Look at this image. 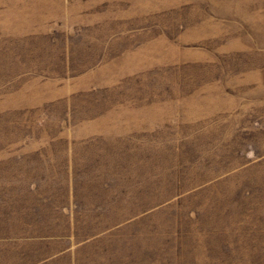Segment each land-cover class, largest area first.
<instances>
[{
    "label": "rangeland",
    "instance_id": "374dc122",
    "mask_svg": "<svg viewBox=\"0 0 264 264\" xmlns=\"http://www.w3.org/2000/svg\"><path fill=\"white\" fill-rule=\"evenodd\" d=\"M36 176L75 215L23 244ZM42 256L264 264V0H0V264Z\"/></svg>",
    "mask_w": 264,
    "mask_h": 264
},
{
    "label": "crops",
    "instance_id": "0c3cea01",
    "mask_svg": "<svg viewBox=\"0 0 264 264\" xmlns=\"http://www.w3.org/2000/svg\"><path fill=\"white\" fill-rule=\"evenodd\" d=\"M35 180L37 181L31 182L30 186L33 190H35L34 192L28 193L27 195L23 193V197L20 192L19 200H15L18 201V210H15V212L20 214L18 219L24 223L21 225V231L17 233L19 241L23 244H31L34 242L39 245L45 243L41 240H56L60 238L58 232H53V229H60V225L53 223L54 221H59L57 211L60 213L61 209L65 214H67V216H70L72 215V208L75 215V202L73 198L74 195H72V193H74V189L68 182L66 187L58 190L57 188L54 189L55 186H46L43 178H39V176H36ZM67 181H69V179H67ZM23 192L26 191L23 189ZM27 196L30 197V199H28ZM7 207L8 210L7 212L3 211L4 214L2 217H5L6 219L7 215L8 220L10 217L9 221H15V219H12V206ZM60 220L64 219L60 217ZM34 228L36 229L35 232ZM46 259L50 258L48 256H42L41 258L35 257L36 262H39V260L44 261Z\"/></svg>",
    "mask_w": 264,
    "mask_h": 264
},
{
    "label": "trees",
    "instance_id": "16d2710c",
    "mask_svg": "<svg viewBox=\"0 0 264 264\" xmlns=\"http://www.w3.org/2000/svg\"><path fill=\"white\" fill-rule=\"evenodd\" d=\"M74 198V197H73ZM74 202H75V200H74ZM94 206V202H93V200H92V204H91V206ZM92 206V207H93ZM49 261V259H46V260H44V261H42V262H39V264H45V263H47Z\"/></svg>",
    "mask_w": 264,
    "mask_h": 264
}]
</instances>
